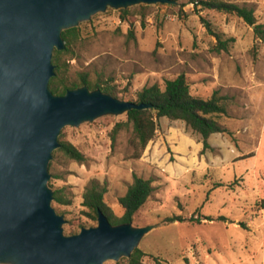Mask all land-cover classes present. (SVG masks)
<instances>
[{"label":"rangeland","instance_id":"rangeland-1","mask_svg":"<svg viewBox=\"0 0 264 264\" xmlns=\"http://www.w3.org/2000/svg\"><path fill=\"white\" fill-rule=\"evenodd\" d=\"M234 1L251 5L264 23V0ZM201 16L228 39L227 50H215ZM76 27L67 78L86 73L113 84L118 97L134 100L144 85L163 88L165 80L184 73L192 94L207 98L217 90L225 96L227 113L220 118L226 130L211 134L207 149L183 121L162 117L137 158L131 156L130 125L112 139L124 113L64 126L58 140L71 142L86 158L82 164L57 158L50 172L59 177L49 172L51 189L66 186L71 194L70 205L52 201L68 220L64 233L91 224L81 213L89 180L106 182L104 200L121 215L118 198L136 174L155 186L133 216L135 226L154 225L137 245L145 253L139 264H264V43L252 26L234 14L176 0L153 4L143 19L137 10L122 19L120 9L107 7ZM173 214L201 221L163 222ZM125 258L102 264H126Z\"/></svg>","mask_w":264,"mask_h":264},{"label":"water","instance_id":"water-1","mask_svg":"<svg viewBox=\"0 0 264 264\" xmlns=\"http://www.w3.org/2000/svg\"><path fill=\"white\" fill-rule=\"evenodd\" d=\"M175 0H0V263L102 264L128 258L154 225L111 224L98 211L93 226L65 234L52 206L48 165L66 125L150 103L115 97L86 85L55 94L52 53L61 32L91 15Z\"/></svg>","mask_w":264,"mask_h":264},{"label":"trees","instance_id":"trees-1","mask_svg":"<svg viewBox=\"0 0 264 264\" xmlns=\"http://www.w3.org/2000/svg\"><path fill=\"white\" fill-rule=\"evenodd\" d=\"M188 2L198 9H212L240 17L249 26H252L255 38L264 43V23L257 21L254 8L251 5L238 3L234 0H188ZM152 6L153 4L141 3L128 8H120V16L122 19H126L133 10H137L143 19ZM200 19L207 30L206 32L215 38V50H227L228 39H223L222 34L215 31L211 27L210 22L203 16ZM142 23H144L143 20ZM78 32L79 29L76 26L64 29L61 32L65 48L63 50H53L51 61L54 65L55 73L49 80L48 85L50 90L55 94H64L69 88L86 85L90 89L99 88L106 93L118 97L113 84L103 82L102 80H91L86 73L80 74L75 80L67 78L65 74L67 67L66 60L73 56L71 45L78 36ZM129 33H132L131 29H129ZM131 101L150 103L151 107L128 110L125 113V122H117L112 128L111 135L112 139H115L116 133L123 126L130 125V141L134 147L131 156L134 158L140 156L148 141L155 136L158 129V120L162 117L183 121L191 132L200 136L203 149L210 148L208 138L211 134L226 130L220 122L221 116L227 113L226 97L219 95L217 90H214L211 96L207 98L192 94L184 73L178 74L173 79L165 80L163 88L156 82L144 85L136 92L135 99ZM59 144V147L53 151L52 160L49 162V172L52 170L55 160L60 157L79 164L85 162L86 158L84 154L74 144L65 140H59ZM50 173L54 178L59 177L52 172ZM154 191L155 186L152 184L151 179L133 174L132 181L128 184L125 193L118 198L123 212L121 215H116L104 200V195L107 192L106 182L91 179L84 186L81 194V206L83 207L81 213L91 221V224L81 222L77 227L80 229L81 227L96 223L99 210L106 215L111 224L132 222L136 211L147 201ZM52 201L56 205H70L72 199L68 188L66 186L54 188ZM262 207H264V199ZM203 218L212 219L211 216H204ZM183 221H198L199 223L201 217H184L173 214L163 219L164 223ZM66 222L68 223V220ZM75 232L76 230L68 228L66 233L72 234ZM144 254L139 248H134L131 255L125 258L126 264H139Z\"/></svg>","mask_w":264,"mask_h":264}]
</instances>
